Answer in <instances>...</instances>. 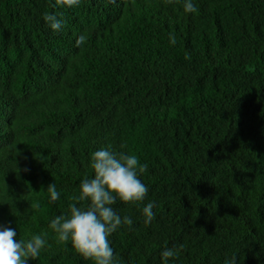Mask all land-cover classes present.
<instances>
[{"label":"trees","instance_id":"16d2710c","mask_svg":"<svg viewBox=\"0 0 264 264\" xmlns=\"http://www.w3.org/2000/svg\"><path fill=\"white\" fill-rule=\"evenodd\" d=\"M192 2L0 0V228L44 236L27 264H93L49 225L108 145L148 165L145 200L112 205L133 220L109 237L116 264L180 245L169 264H264V0Z\"/></svg>","mask_w":264,"mask_h":264},{"label":"clouds","instance_id":"9594fccd","mask_svg":"<svg viewBox=\"0 0 264 264\" xmlns=\"http://www.w3.org/2000/svg\"><path fill=\"white\" fill-rule=\"evenodd\" d=\"M81 0H55L56 5L69 8L78 7ZM174 0H165L166 4ZM179 2V0H175ZM186 13H196L197 8L192 0H183ZM48 26L56 32L63 27V21L55 13H45L43 16ZM86 37L80 35L76 41L80 46ZM169 42L176 44V36L169 33ZM111 145L102 147L91 154L93 178H84L80 182L79 195L72 197L69 205L70 215H59L51 220L49 227L55 232L59 242L70 241L75 251L93 264H116L114 249L109 237L122 225L129 228L133 220L129 216L121 217L112 207L117 199L124 203L143 202L148 194V187L140 176L147 172L148 165L141 163L136 155L111 150ZM124 145H121L123 148ZM52 202L59 200L60 192L55 183L47 188ZM87 202V206H78ZM38 208L39 204H33ZM153 202L147 203L143 209L145 225L155 219ZM16 231L10 227L0 228V264H27L29 258L35 260L46 245L42 235H33L27 241L16 240ZM46 235V234H45ZM183 245L172 247L161 252L162 264H169L170 259L179 257ZM224 264H237V257L226 259Z\"/></svg>","mask_w":264,"mask_h":264}]
</instances>
